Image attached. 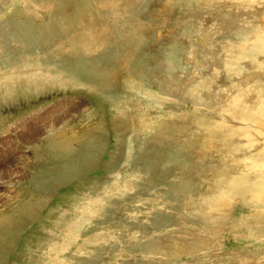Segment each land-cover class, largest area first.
I'll list each match as a JSON object with an SVG mask.
<instances>
[{
    "label": "rangeland",
    "instance_id": "374dc122",
    "mask_svg": "<svg viewBox=\"0 0 264 264\" xmlns=\"http://www.w3.org/2000/svg\"><path fill=\"white\" fill-rule=\"evenodd\" d=\"M233 27L264 37V0H0V264H264Z\"/></svg>",
    "mask_w": 264,
    "mask_h": 264
},
{
    "label": "bare ground",
    "instance_id": "6f19581e",
    "mask_svg": "<svg viewBox=\"0 0 264 264\" xmlns=\"http://www.w3.org/2000/svg\"><path fill=\"white\" fill-rule=\"evenodd\" d=\"M183 1H186L187 4L189 2H193V1H196L198 2L199 0H183ZM251 3L255 2V1H250ZM191 5V4H189ZM256 30L253 28L252 29V32L254 33ZM249 38H253V37H249V34H244V38L242 39V34L239 33V32H236V29L235 27L233 28H230L229 29V32L227 33V36H225L224 40L225 41H229L231 43L228 44L226 50H229L231 52V54H227L226 57L228 58L227 60V63H226V67H228V72L229 73H237L239 74L240 71L236 72V68L239 67V64H240V59L241 57H246V58H251V65L254 66V69H259L261 67L264 66V63H259L256 59H255V56L256 54L258 53H262L263 52V49H264V37H260V36H257L256 40L253 41L251 44H248L249 42ZM225 47V46H224ZM240 48H245V50H240ZM171 52V51H170ZM241 60H244V59H241ZM170 65H171V62H170ZM241 73V72H240ZM254 87V86H253ZM251 86L250 88L248 89V91H251ZM238 89V88H237ZM247 92V91H246ZM248 93V92H247ZM236 96H232L233 98V104L234 106L232 107V110L233 108H235L238 111V112L241 116H239L240 118V122H244L245 119H249V115L253 114V113H256L257 111L261 112L262 114H264V94L261 93V94H258L257 95V100L255 101V104L253 106V108H251L250 106V109H246V108H242V105L241 104V101L243 102V99H245V92L242 91V89L238 92H236L235 94ZM247 99V98H246ZM245 99V100H246ZM230 100V99H229ZM230 102V101H229ZM246 102V101H245ZM252 105V104H250ZM230 107V105H227ZM228 107V109H229ZM231 107H230V110H231ZM247 107V106H246ZM243 110H242V109ZM244 111V114H242ZM234 112H236L234 110ZM258 114V113H257ZM261 114V115H262ZM243 117V118H242ZM253 117H256V116H253ZM221 119V118H220ZM254 119V118H252ZM252 121V120H251ZM218 122V121H217ZM227 123V121H225ZM250 122V121H249ZM215 123V122H214ZM245 123V122H244ZM210 124V123H209ZM216 124V123H215ZM221 124V129L222 128H226L228 127L227 125H225V123H220ZM243 124V123H241ZM216 126L218 127L219 125L216 124ZM233 126V125H232ZM247 126H245V128H243L244 130H242L241 128H238L239 129V134L241 133L240 131H246ZM210 128V126L208 127ZM212 128V127H211ZM248 128V127H247ZM235 129V128H234ZM230 130V129H229ZM227 130V131H229ZM233 130V129H231ZM213 133V131H211ZM221 132V131H220ZM224 132V131H222ZM226 132V131H225ZM232 132V131H231ZM234 132V131H233ZM236 132V131H235ZM217 133V132H216ZM219 133V132H218ZM217 133V134H218ZM228 133V132H227ZM245 133V132H243ZM248 133V131L246 132ZM211 134V133H210ZM230 134V133H228ZM234 134V133H233ZM215 135V134H214ZM222 135V134H221ZM246 136V135H245ZM226 139V138H225ZM229 139V138H228ZM248 144V143H247ZM225 145V144H224ZM227 145V144H226ZM249 146V145H248ZM250 147V146H249ZM248 147V148H249ZM247 148V146H246ZM252 148V147H251ZM224 151H225V148L223 147ZM250 149V148H249ZM222 150V149H221ZM247 170V169H246ZM246 173V172H245ZM239 181V180H238ZM225 185L227 186L225 192L230 195V187L227 185V183H225Z\"/></svg>",
    "mask_w": 264,
    "mask_h": 264
}]
</instances>
